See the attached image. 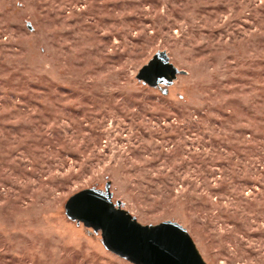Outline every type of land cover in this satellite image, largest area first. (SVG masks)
Segmentation results:
<instances>
[{
  "label": "rangeland",
  "instance_id": "rangeland-1",
  "mask_svg": "<svg viewBox=\"0 0 264 264\" xmlns=\"http://www.w3.org/2000/svg\"><path fill=\"white\" fill-rule=\"evenodd\" d=\"M163 50L186 73L138 79ZM107 183L264 264V0H0V264H134L66 215Z\"/></svg>",
  "mask_w": 264,
  "mask_h": 264
},
{
  "label": "water",
  "instance_id": "water-1",
  "mask_svg": "<svg viewBox=\"0 0 264 264\" xmlns=\"http://www.w3.org/2000/svg\"><path fill=\"white\" fill-rule=\"evenodd\" d=\"M179 69L163 50L144 65L137 77L150 86L170 84ZM110 183L105 190L88 188L73 194L65 204L66 215L78 224L101 231L103 244L134 264H208L189 231L179 222L165 220L143 224L113 201Z\"/></svg>",
  "mask_w": 264,
  "mask_h": 264
}]
</instances>
